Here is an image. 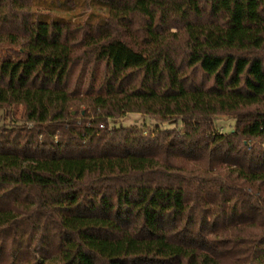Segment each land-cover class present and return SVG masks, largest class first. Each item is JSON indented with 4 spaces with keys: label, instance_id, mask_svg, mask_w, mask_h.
Returning a JSON list of instances; mask_svg holds the SVG:
<instances>
[{
    "label": "trees",
    "instance_id": "16d2710c",
    "mask_svg": "<svg viewBox=\"0 0 264 264\" xmlns=\"http://www.w3.org/2000/svg\"><path fill=\"white\" fill-rule=\"evenodd\" d=\"M103 1L0 0V264H264V0Z\"/></svg>",
    "mask_w": 264,
    "mask_h": 264
},
{
    "label": "rangeland",
    "instance_id": "374dc122",
    "mask_svg": "<svg viewBox=\"0 0 264 264\" xmlns=\"http://www.w3.org/2000/svg\"><path fill=\"white\" fill-rule=\"evenodd\" d=\"M34 8L37 9L41 18L43 19H55V20H69V19H89V20H101L107 13V6L103 0H35ZM6 48L0 47V53ZM85 106L82 105L81 108ZM90 112V110H88ZM22 107H8L0 108V125L12 121H19L21 119ZM75 113V112H73ZM119 122H123L124 125H141L145 128H150L155 120L152 116L144 115L140 113H128L117 119ZM22 123L21 121H19ZM115 122H111L114 124ZM216 128L220 132L231 131L235 124L234 117L227 115H221L216 118ZM28 126L33 125L31 122H27ZM174 122L165 121L161 123V127L169 128L173 127Z\"/></svg>",
    "mask_w": 264,
    "mask_h": 264
}]
</instances>
